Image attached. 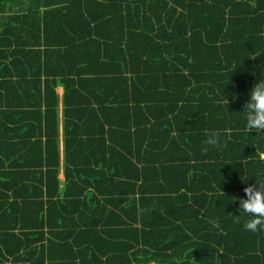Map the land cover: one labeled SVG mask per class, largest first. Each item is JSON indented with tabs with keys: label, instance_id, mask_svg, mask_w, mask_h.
<instances>
[{
	"label": "trees",
	"instance_id": "trees-1",
	"mask_svg": "<svg viewBox=\"0 0 264 264\" xmlns=\"http://www.w3.org/2000/svg\"><path fill=\"white\" fill-rule=\"evenodd\" d=\"M261 73L264 0H0V264H264Z\"/></svg>",
	"mask_w": 264,
	"mask_h": 264
},
{
	"label": "clouds",
	"instance_id": "clouds-1",
	"mask_svg": "<svg viewBox=\"0 0 264 264\" xmlns=\"http://www.w3.org/2000/svg\"><path fill=\"white\" fill-rule=\"evenodd\" d=\"M241 114L246 130L250 132H264V73L251 86L247 93V99L243 104ZM208 144L216 145L218 135L211 133L206 141ZM244 175L246 171L244 170ZM252 179V183L248 180ZM243 180V196L236 197V216L243 219V227L247 231H264V179L249 178Z\"/></svg>",
	"mask_w": 264,
	"mask_h": 264
},
{
	"label": "crops",
	"instance_id": "crops-1",
	"mask_svg": "<svg viewBox=\"0 0 264 264\" xmlns=\"http://www.w3.org/2000/svg\"><path fill=\"white\" fill-rule=\"evenodd\" d=\"M63 89L61 88V92H59L60 94L62 93ZM60 177L63 179L64 178V175L63 173H60Z\"/></svg>",
	"mask_w": 264,
	"mask_h": 264
},
{
	"label": "rangeland",
	"instance_id": "rangeland-1",
	"mask_svg": "<svg viewBox=\"0 0 264 264\" xmlns=\"http://www.w3.org/2000/svg\"><path fill=\"white\" fill-rule=\"evenodd\" d=\"M57 90L59 91V92H61V87L59 86V87H57Z\"/></svg>",
	"mask_w": 264,
	"mask_h": 264
},
{
	"label": "built area",
	"instance_id": "built-area-1",
	"mask_svg": "<svg viewBox=\"0 0 264 264\" xmlns=\"http://www.w3.org/2000/svg\"><path fill=\"white\" fill-rule=\"evenodd\" d=\"M264 156V155H263Z\"/></svg>",
	"mask_w": 264,
	"mask_h": 264
}]
</instances>
